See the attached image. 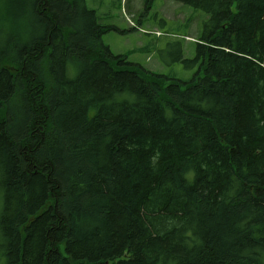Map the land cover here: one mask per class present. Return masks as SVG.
<instances>
[{"label":"trees","instance_id":"1","mask_svg":"<svg viewBox=\"0 0 264 264\" xmlns=\"http://www.w3.org/2000/svg\"><path fill=\"white\" fill-rule=\"evenodd\" d=\"M83 1L0 0L7 264H264V0H174L208 18L167 87Z\"/></svg>","mask_w":264,"mask_h":264},{"label":"rangeland","instance_id":"2","mask_svg":"<svg viewBox=\"0 0 264 264\" xmlns=\"http://www.w3.org/2000/svg\"><path fill=\"white\" fill-rule=\"evenodd\" d=\"M82 3L96 12L102 26L115 28L103 35L104 45L114 55L126 56L128 62L167 78L165 87L172 79L190 81L199 74L198 62L189 67L178 59L181 48L184 59L195 60L196 42L208 18L205 12L174 0H84ZM158 32L161 35L155 34ZM1 197L0 191V211ZM3 248L0 234V264H7L2 256Z\"/></svg>","mask_w":264,"mask_h":264},{"label":"bare ground","instance_id":"3","mask_svg":"<svg viewBox=\"0 0 264 264\" xmlns=\"http://www.w3.org/2000/svg\"><path fill=\"white\" fill-rule=\"evenodd\" d=\"M151 6V5H150ZM139 26V25H138ZM158 98V97H157Z\"/></svg>","mask_w":264,"mask_h":264}]
</instances>
